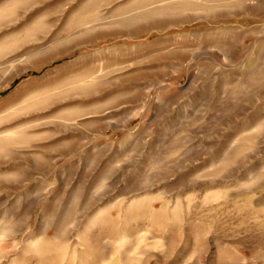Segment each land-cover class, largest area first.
<instances>
[{
    "label": "rangeland",
    "instance_id": "374dc122",
    "mask_svg": "<svg viewBox=\"0 0 264 264\" xmlns=\"http://www.w3.org/2000/svg\"><path fill=\"white\" fill-rule=\"evenodd\" d=\"M0 264H264V0H0Z\"/></svg>",
    "mask_w": 264,
    "mask_h": 264
}]
</instances>
